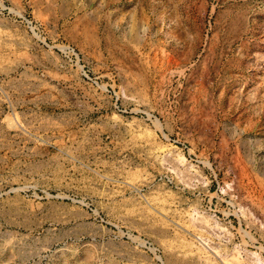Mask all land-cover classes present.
I'll return each mask as SVG.
<instances>
[{"label":"rangeland","instance_id":"374dc122","mask_svg":"<svg viewBox=\"0 0 264 264\" xmlns=\"http://www.w3.org/2000/svg\"><path fill=\"white\" fill-rule=\"evenodd\" d=\"M0 201V264H264V0H0Z\"/></svg>","mask_w":264,"mask_h":264},{"label":"bare ground","instance_id":"6f19581e","mask_svg":"<svg viewBox=\"0 0 264 264\" xmlns=\"http://www.w3.org/2000/svg\"><path fill=\"white\" fill-rule=\"evenodd\" d=\"M8 168V167H7ZM20 190V189H18ZM10 191V190H8ZM22 191V190H21ZM15 193V192H14ZM16 195V194H15ZM6 196V195H5ZM8 197V196H7ZM8 200V199H7ZM57 200H59L60 202L59 203H56L57 205L54 206V210L59 212L58 214L60 215V218L58 219L60 222L62 223H68V222H73L75 224H79L81 225L82 223L86 222L88 220V214L85 213L84 211L80 210V208L75 205H68V204H63L61 201H64V198L60 197V198H57ZM6 202V201H5ZM50 202V201H49ZM1 203V201H0ZM23 203V202H22ZM36 203V202H35ZM38 203V202H37ZM4 204V203H3ZM7 204V203H6ZM11 204V203H10ZM9 204V205H10ZM29 204V203H28ZM31 205V203H30ZM39 205V204H38ZM49 205V204H48ZM17 206V205H16ZM46 206V205H45ZM4 207V206H3ZM12 207V206H11ZM28 207H30L28 205ZM27 207V208H28ZM7 208V207H6ZM46 208V207H45ZM1 209V208H0ZM11 209V208H10ZM18 209V208H17ZM16 209V210H17ZM29 214H34L36 211H37V207L36 205L33 206V207H30L29 208ZM7 210V209H6ZM47 210V209H46ZM19 211V210H18ZM41 211V210H40ZM8 212V211H7ZM27 212V211H26ZM18 213V212H16ZM38 213V212H37ZM1 214V213H0ZM38 215V214H37ZM55 216V215H54ZM56 218V217H55ZM1 219V218H0ZM29 219V218H28ZM49 219V218H48ZM47 219V220H48ZM52 220V219H51ZM82 227V226H81Z\"/></svg>","mask_w":264,"mask_h":264}]
</instances>
